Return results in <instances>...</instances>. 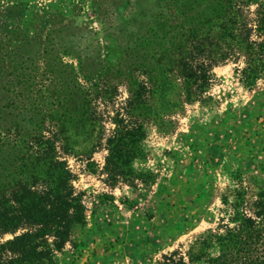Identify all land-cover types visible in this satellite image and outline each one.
<instances>
[{"label":"trees","instance_id":"obj_1","mask_svg":"<svg viewBox=\"0 0 264 264\" xmlns=\"http://www.w3.org/2000/svg\"><path fill=\"white\" fill-rule=\"evenodd\" d=\"M25 4L0 6V264H57L55 253L79 244L71 235L87 213L112 200L76 191L64 157L83 159L94 173L91 155L103 149L105 183L150 186L152 174L132 167L143 158V124L168 131L171 116L201 99L216 64L231 61L246 88L264 77V0H102L96 6L107 27L119 15L109 27L111 60L95 33L82 45L81 30L62 19L45 33H25ZM119 85L123 104L107 116L95 102L110 101ZM232 180L217 226L185 258L173 250L154 264H264V162L259 176L243 181L234 171Z\"/></svg>","mask_w":264,"mask_h":264},{"label":"rangeland","instance_id":"obj_2","mask_svg":"<svg viewBox=\"0 0 264 264\" xmlns=\"http://www.w3.org/2000/svg\"><path fill=\"white\" fill-rule=\"evenodd\" d=\"M8 1L15 0H0V6ZM22 1L26 3L20 12L25 33H45L62 19L72 32L81 30L79 43H90L86 33L91 31L102 56L107 54L110 60L116 56L117 46L109 27L116 28L113 26L119 15L107 27L102 10L96 6L102 0ZM254 8L253 2L248 4L245 15L250 17ZM5 23L6 27L13 25L8 19ZM233 66L231 61L212 66L210 84L201 99L185 103L171 116L173 126L168 131L143 124V158L134 159L132 167L152 174L150 186L138 181L135 186L105 183L99 171L103 149L91 155L94 173L83 170V159L64 157L75 175L76 191H83L89 198L106 193L112 200L97 207L93 216L87 213L84 227L71 235L79 244L73 249L66 243L55 253L57 264H154L162 254L173 250L184 257L199 235L217 226L220 196L232 187L234 171L243 181L253 179L259 176V166L264 162V77L250 88L243 87ZM125 96V87L119 85L110 101H96L95 105L111 116ZM110 127L106 121L105 128ZM10 236L5 234L1 239Z\"/></svg>","mask_w":264,"mask_h":264}]
</instances>
